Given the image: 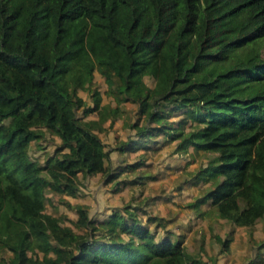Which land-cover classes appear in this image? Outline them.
Instances as JSON below:
<instances>
[{"label": "trees", "instance_id": "obj_1", "mask_svg": "<svg viewBox=\"0 0 264 264\" xmlns=\"http://www.w3.org/2000/svg\"><path fill=\"white\" fill-rule=\"evenodd\" d=\"M263 49L264 0H0V250L10 253L0 262L207 264L171 231L157 235L147 224L156 216L143 221L138 206L92 218L64 199L73 228L44 210V190L74 196L77 172L105 169L96 130L116 107L95 89L91 105L76 93L95 69L143 116L117 149L158 135L175 138V150L210 152L194 179L212 185L195 204L250 228L264 212ZM45 130L59 144L39 162L27 145Z\"/></svg>", "mask_w": 264, "mask_h": 264}, {"label": "rangeland", "instance_id": "obj_2", "mask_svg": "<svg viewBox=\"0 0 264 264\" xmlns=\"http://www.w3.org/2000/svg\"><path fill=\"white\" fill-rule=\"evenodd\" d=\"M142 78L147 85H152L151 77L143 75ZM106 88L103 77L94 69L90 84L86 88L76 89L87 105L92 104L91 95L95 89L100 97L99 104L107 110L116 107L114 118L110 120L107 116L101 122L102 128L96 130L108 151L104 171L77 172L78 192L75 196L45 188L44 210L58 215L63 223L74 228L71 222L75 217L74 209L66 205L64 199L71 204H85L92 218H101L112 208L125 204L138 206L137 216L140 219H144L143 211L165 218L167 226L183 234L185 249L200 254L207 264H264V212L248 228L235 226L228 219L220 217L207 201L195 204L196 198L212 184L201 180L192 184L188 181L194 180L196 169L205 164L210 152L194 150L191 146L185 150H175V138L163 140L158 135L146 147L120 152L116 146L135 136L131 123L142 122L143 116L138 113L135 102L117 101ZM76 114H81L80 107L76 109ZM82 117L95 118L96 113L93 111ZM58 144L59 138L45 130L41 137L29 141L27 152L30 157L42 162L45 155L55 151ZM139 160L141 163H137L133 169L126 167V164ZM150 227H153L152 223ZM156 230L162 233L164 227L156 226ZM227 234L231 235V240H228L225 249H221L220 240ZM215 236H219V239ZM9 254L7 250H0L1 259Z\"/></svg>", "mask_w": 264, "mask_h": 264}, {"label": "crops", "instance_id": "obj_3", "mask_svg": "<svg viewBox=\"0 0 264 264\" xmlns=\"http://www.w3.org/2000/svg\"><path fill=\"white\" fill-rule=\"evenodd\" d=\"M136 135V134H135ZM135 137V136H134ZM155 138V137H154ZM156 139V138H155ZM151 142V141H150ZM149 143V142H148ZM148 146V145H147ZM135 150V149H134ZM201 151V150H200ZM120 152H124V151H120ZM199 181V180H198ZM195 182H197V181H195V179L193 180V179H190V181H188V183H195ZM64 194V193H63ZM65 195H68V194H65ZM69 196H71V195H69ZM75 196V195H74ZM204 202H206V201H201V202H199L197 205H200L201 203H204ZM208 202V201H207ZM192 204V203H191ZM200 212H201V210H200ZM143 215H144V219H143V221H145V219H146V215H153V214H146V212H144L143 211ZM154 216H156V218L157 219H155V220H148L147 221V224H148V226H149V228H151V229H154L155 230V232L157 233V235H162V234H164V231L165 230H168V231H171L172 232V234L174 235V234H176L180 239H181V242H182V244H183V234H181L178 230H175L173 227H171V226H167V224H166V219L165 218H162L161 216H159V215H155L154 214ZM160 218V219H159ZM226 219V218H225ZM158 220H160V222L158 221ZM153 224V227H150V224ZM232 223V222H231ZM233 224V223H232ZM233 225H235V224H233ZM156 226L157 227H164V231L162 232V233H159L157 230H156ZM235 226H241V225H235ZM226 237H229L230 239L229 240H231V235L230 234H227V236ZM225 238V237H224ZM254 259V258H253ZM253 261V260H252Z\"/></svg>", "mask_w": 264, "mask_h": 264}]
</instances>
